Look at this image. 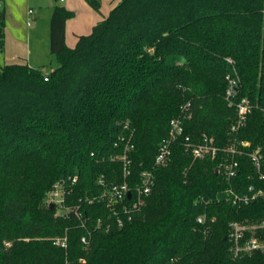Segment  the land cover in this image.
Masks as SVG:
<instances>
[{
    "label": "trees",
    "instance_id": "1",
    "mask_svg": "<svg viewBox=\"0 0 264 264\" xmlns=\"http://www.w3.org/2000/svg\"><path fill=\"white\" fill-rule=\"evenodd\" d=\"M87 1L100 9V0ZM72 15L53 8L54 69L0 64V264H264V250L236 256L229 240L231 222L264 217V199L236 205L227 194L264 180L245 154L235 177L219 171L235 137L264 152V0H120L69 47ZM4 27L0 11V49ZM227 75L237 79L236 99L254 104L235 135ZM184 112L190 117L170 159L155 165L171 119ZM204 135L219 147L217 157L186 149V137L199 143ZM145 170L155 185L132 218L97 228L109 208L84 201L101 192L100 175L134 185ZM74 175L66 204L81 198L87 228L47 199L56 181ZM64 237L66 247L54 243Z\"/></svg>",
    "mask_w": 264,
    "mask_h": 264
},
{
    "label": "built area",
    "instance_id": "2",
    "mask_svg": "<svg viewBox=\"0 0 264 264\" xmlns=\"http://www.w3.org/2000/svg\"><path fill=\"white\" fill-rule=\"evenodd\" d=\"M64 1V0H60ZM33 10L30 9L29 12ZM228 86L226 89V99L229 105H233L237 110V119L231 126V132L237 134L242 126L245 125L248 115L252 112L254 104L249 98L243 97L236 99V87L238 85L237 79L231 75H227ZM49 76L45 75V80H48ZM190 117L185 112L177 117H174L170 121V133L160 146L158 153L155 157V165H165L172 154L173 142H175L179 136L184 133V119ZM186 149L191 151L194 158H205L208 156L217 157L219 153V147L216 146L213 137L204 135L202 142L192 143L189 141V137H186L185 143ZM133 148V145H130ZM251 148V142L247 140L240 141L237 137L225 148L228 157L223 158L220 162L219 171L227 178L231 179L235 177L240 169V161L237 156L246 155L258 178L264 180V152L261 147ZM124 161V175L130 174L129 164L130 161L126 160V157H121ZM78 176H69L67 179H61L54 183L52 189L49 192L48 203H53L57 208L62 209L63 215L73 213L79 220L81 226L87 228L88 219L83 213V203H94L95 201H102L109 208V215L104 219L98 218L96 221V227L104 231H110L112 225L122 226L124 224V216L129 220L133 216V210L136 209L143 197L149 195L155 185V174L152 170L142 171L139 177V181L134 185H131L129 181H115L108 182L105 176L102 174L98 178V183L102 186L101 192L91 197H87L84 202L81 198L77 204H66V198L70 194L72 186L77 183ZM131 196L128 197V194ZM230 201L236 205L249 204L259 199H264V186H257L250 184L245 192L238 193L233 188L227 190ZM205 221V216L198 217V222ZM231 232L229 234V240L231 242V248L236 256H243L253 252L254 250H264V238L257 236V231H264V217L257 221H233L230 223ZM246 232H251L249 236H245ZM91 231L88 230V234L83 235L81 240L85 245L89 244ZM55 244L62 247H66V237L56 238ZM10 245V242L7 243Z\"/></svg>",
    "mask_w": 264,
    "mask_h": 264
},
{
    "label": "crops",
    "instance_id": "3",
    "mask_svg": "<svg viewBox=\"0 0 264 264\" xmlns=\"http://www.w3.org/2000/svg\"><path fill=\"white\" fill-rule=\"evenodd\" d=\"M119 2L100 0V9L96 10L87 0L62 1L73 12L65 23L66 44L74 47L79 36L91 33ZM55 5L52 0H0V11L5 17L0 64L19 63L38 68L52 62L50 18ZM30 9L33 11L29 12ZM56 66H51V70Z\"/></svg>",
    "mask_w": 264,
    "mask_h": 264
},
{
    "label": "rangeland",
    "instance_id": "4",
    "mask_svg": "<svg viewBox=\"0 0 264 264\" xmlns=\"http://www.w3.org/2000/svg\"><path fill=\"white\" fill-rule=\"evenodd\" d=\"M52 1H54V3L55 4H63L62 3V1H60V0H52ZM51 63H52V65H51V63H48V65H46V66H42V67H38V68H41V69H43V72H48V71H50L51 70V66H56V65H58V60H57V56H51ZM48 197H49V194H48V196H47V199H48ZM56 207V213L57 214H62V212H63V210L62 209H59V208H57V206H55Z\"/></svg>",
    "mask_w": 264,
    "mask_h": 264
},
{
    "label": "water",
    "instance_id": "5",
    "mask_svg": "<svg viewBox=\"0 0 264 264\" xmlns=\"http://www.w3.org/2000/svg\"><path fill=\"white\" fill-rule=\"evenodd\" d=\"M131 196V193L128 194V197ZM50 207L53 208L54 207V204L53 203H50Z\"/></svg>",
    "mask_w": 264,
    "mask_h": 264
}]
</instances>
